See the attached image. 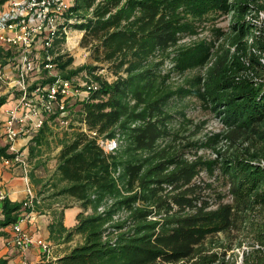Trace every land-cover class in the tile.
<instances>
[{"label": "rangeland", "instance_id": "obj_1", "mask_svg": "<svg viewBox=\"0 0 264 264\" xmlns=\"http://www.w3.org/2000/svg\"><path fill=\"white\" fill-rule=\"evenodd\" d=\"M99 1H72V8L76 2L82 8L68 16L72 18L68 33L54 42L52 55H61L64 61L72 58L67 70L94 67L96 87L106 82L122 88L118 106L123 115L114 139L119 141L117 152L123 154L119 169L127 174L126 197L134 198L128 208L145 211L146 221L159 223L155 237L162 239L167 251L182 243L194 252L226 251L240 264L243 252L258 246L257 235L264 236V200L235 182L232 162L249 160L264 144L257 128L245 129L224 120L222 108L213 107L206 85L213 84L233 59L240 40L237 21H259L257 11L239 6L257 8L262 2L225 0L224 7L210 6L200 14L176 0H162L159 8L130 9L131 20L149 42L142 43L120 65L119 60H102L103 48H97L99 40L90 29L74 28L91 17ZM259 11L264 13V9ZM258 26L264 39V18ZM246 40L250 44L248 35ZM53 65L52 73L60 74L56 63ZM89 70L72 79L81 82L87 75L91 80ZM139 73H143L141 78L134 80L132 76ZM49 77L42 68L30 73L28 90L45 84ZM79 93L67 99L68 126L49 120L51 115L43 116L53 132L50 144L44 146L48 153L43 163L45 181L52 179L61 141L71 139L85 120L82 104L90 94ZM114 126H109L107 134ZM49 180L40 189L54 192L47 186L52 183ZM63 199L62 205L80 206L73 199ZM185 224L192 229L183 231ZM81 239L75 236L72 245Z\"/></svg>", "mask_w": 264, "mask_h": 264}, {"label": "trees", "instance_id": "obj_2", "mask_svg": "<svg viewBox=\"0 0 264 264\" xmlns=\"http://www.w3.org/2000/svg\"><path fill=\"white\" fill-rule=\"evenodd\" d=\"M252 1L262 3L257 8L243 4L239 7H243V10L249 7L257 12L264 9V0ZM175 2L184 4L195 14L202 13L210 6H225V0ZM79 3L76 2L72 8V14L82 8ZM163 3L162 0H101L93 7L91 17L74 28L90 29L89 32L99 40L97 48H103L102 60H119L122 65L125 58L133 54L142 43L149 42L147 35L131 20L130 9L159 8ZM80 17L85 19L86 15ZM236 24L240 40L236 43L233 59L230 65L223 67L213 84L206 85V92L214 102L213 107L222 108L224 120L245 129L257 128L264 144V64L261 62L264 59V39L261 29L251 19L239 20ZM246 35L251 40L250 44L248 40L243 41ZM11 57V49L4 50L0 47V61L2 58ZM6 59L0 63L6 64ZM71 61L72 58L64 61L61 55L53 60L62 78L68 79L84 69H90L88 72L91 81L98 80L97 75L93 74L94 67L83 66L67 70ZM142 75L143 73H139L132 77L136 80ZM52 80L53 78H48L43 83ZM99 84L83 102L82 118L90 128H95L101 135L113 139L118 129L117 121L119 123L123 115L118 106L122 88L118 83ZM6 99V96H0V106L6 103ZM56 119L57 115L54 114L49 120ZM111 125L114 127L107 134ZM52 136L53 132L45 120L42 128L31 140L30 156L34 152L38 153L44 146L48 147ZM60 145L55 171L49 180L52 183L48 184L55 191L43 199L34 196L32 209L23 210V202L14 203L4 198L0 206V227L15 224L22 211L31 212L44 208L51 216L48 225L50 241L62 244L71 242L77 235L82 238L81 242L69 248L56 260L57 264H237L236 257L233 254L228 256L226 251L194 252L182 243L167 251L162 239L155 237L156 231L161 228L158 227L159 223L146 221L145 211L136 213L128 208L134 198L126 197L128 191L124 188L127 174L125 170L121 172L119 169L123 165V154L117 151L106 154L94 139L81 131L76 132L71 139L62 140ZM13 157L14 154L8 152V146L0 147V159ZM262 158L264 149L259 154L250 156L249 160L232 162V167L236 168L232 173L236 175L235 182L251 193L254 192L260 200H264ZM59 184L63 185L59 188ZM41 194H44L43 190L39 192ZM63 198L80 203L76 224L71 228H66L63 223L64 210L69 207H61ZM56 202L59 206L54 207ZM99 208H103V211ZM122 212L125 216L121 215ZM191 229L187 224L182 227L186 232ZM257 236L258 246L252 245L248 251H244L240 264H264V236L262 233Z\"/></svg>", "mask_w": 264, "mask_h": 264}, {"label": "built area", "instance_id": "obj_3", "mask_svg": "<svg viewBox=\"0 0 264 264\" xmlns=\"http://www.w3.org/2000/svg\"><path fill=\"white\" fill-rule=\"evenodd\" d=\"M73 0H5L0 5V46L13 51L14 60L19 64L16 78H11L0 70V81L5 82L10 89L21 93L16 104L7 110L6 119L2 123V131L7 142L8 152L14 154L12 159H1L5 165H19L24 170L27 168L23 155L15 150L14 143L22 137L33 138L44 124V115H57V120L64 126L69 125L67 114V99L79 95L83 90L90 94L97 87L85 75V80L62 78L54 71L55 57L52 55L54 42L67 35V28L72 23L71 8ZM259 25L264 18L263 11L257 13ZM251 19V18H250ZM253 22V20H252ZM6 49V50H7ZM264 64V59H261ZM40 68L48 71L51 82L37 85L32 91L28 90L27 83L30 73H35ZM30 96L33 98H30ZM80 131L96 141L97 145L106 153L111 154L118 150L116 139H104L96 129L88 127L85 120L80 124ZM28 197L23 201L22 209L33 207L34 196L28 189ZM0 194V206L4 200ZM103 211V208H99ZM24 215L12 225L16 237L14 244L24 252L36 245L41 249L44 260L54 259L52 246L42 239L23 232L20 228ZM24 257V256H23ZM23 264L27 261L23 260Z\"/></svg>", "mask_w": 264, "mask_h": 264}, {"label": "crops", "instance_id": "obj_4", "mask_svg": "<svg viewBox=\"0 0 264 264\" xmlns=\"http://www.w3.org/2000/svg\"><path fill=\"white\" fill-rule=\"evenodd\" d=\"M1 48L4 50L7 49L6 47ZM5 59L6 58H2L1 61ZM19 67V64L12 57L7 58L6 64L4 65L0 63V70L11 78L17 77ZM0 96L7 97L6 103L0 106V147H5L7 146V142L3 135L2 123L6 119L7 110L16 104L21 93L15 89H10L5 82L0 81ZM50 139H52V137ZM30 144L31 141L23 137L19 138L14 143L15 150L21 152L23 155V159L27 165L25 170L19 165H5L0 159V194L10 202L21 203L25 201L28 197V189L31 190L33 196L39 197V199L46 198L53 193L51 189V191L42 189L44 194L39 195L41 191L40 187L49 180H43V178L46 177L43 163L48 153H44L45 149L43 147L38 153L34 152V154L30 156ZM60 149L61 146L58 147L59 151ZM53 161L55 164L56 158ZM57 206H59V203H54V207ZM61 207H63V205H61ZM78 213L79 208L77 205H71L64 210L63 223L66 228H71L76 224V216ZM21 215H24L22 222H20L21 230L33 236L34 239H42L50 243L54 259L52 261L44 260L41 249L36 245L29 247L23 254L13 243L16 233L12 225H10L7 227H0V264H23L24 258L27 264H57L56 260L64 255L69 248L74 246L72 245V241L62 244H56L50 241L48 225L51 216L44 208L38 211L32 210L31 212L22 211ZM1 218L0 209V219Z\"/></svg>", "mask_w": 264, "mask_h": 264}]
</instances>
